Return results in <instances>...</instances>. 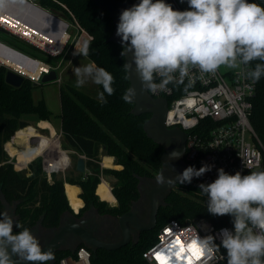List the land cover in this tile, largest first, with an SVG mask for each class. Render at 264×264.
Instances as JSON below:
<instances>
[{
  "label": "trees",
  "instance_id": "16d2710c",
  "mask_svg": "<svg viewBox=\"0 0 264 264\" xmlns=\"http://www.w3.org/2000/svg\"><path fill=\"white\" fill-rule=\"evenodd\" d=\"M132 1L134 0H120ZM264 6V0H250ZM42 7L55 12H72L78 21L87 29L91 38L86 56L92 64L102 67L114 77V94H105L106 103L99 97L103 91L98 85L97 94H92L74 85L60 87L61 126L63 131V147L73 148L88 158L100 159L102 155L114 156L120 169L107 168L104 174L113 175L112 191L118 203L112 205L100 198L97 193L101 182L100 169L95 168L90 175L78 173L77 177H66L54 174L49 182L43 170L42 159L38 158L29 164L26 170H17L10 163L5 144L21 131L27 132L29 122L22 119L26 113H36L41 120H50L53 112L46 100L36 102L33 89L38 86L30 79L16 88L6 82L7 67L0 66V211H4L3 194L10 204L17 205L18 223L30 230L41 221L46 228L60 225L62 215L70 212L83 215L94 207L101 215L120 217L134 208L141 198L140 179H153L163 169V145L150 138L146 131V123L151 114L135 115L134 104L125 102L122 97L130 87L128 71H125V57H121L122 46L109 41L115 25L108 11L101 10L93 0H40ZM2 32V31H0ZM0 39L13 48L44 61L34 48L18 37L2 32ZM59 57V56H57ZM62 57V55H61ZM258 61L253 62V66ZM251 122L260 138L264 141V77L258 82L257 94L253 100ZM22 128V129H20ZM28 129V130H27ZM26 130V131H25ZM23 137V135H22ZM22 139V138H21ZM19 162V160H18ZM19 167V164H17ZM76 170V169H75ZM264 171V167L263 170ZM79 185L82 188L80 198L85 202L79 213L71 206L65 183ZM67 185L70 196H76L80 189ZM199 183L182 184L183 189H174L166 199V205L159 209L157 227L142 232L137 243H130L118 250L108 251L100 248L92 250L93 264H149L143 252L154 244L158 230L171 219L187 222L194 217L208 218L217 227L232 224V217L213 216L207 210V197L200 193ZM185 186V187H184ZM196 189V190H192ZM21 229L15 228L14 232ZM85 245L84 243L80 246ZM79 246V247H80ZM72 250H61L56 264ZM46 264H50L46 262Z\"/></svg>",
  "mask_w": 264,
  "mask_h": 264
},
{
  "label": "clouds",
  "instance_id": "9594fccd",
  "mask_svg": "<svg viewBox=\"0 0 264 264\" xmlns=\"http://www.w3.org/2000/svg\"><path fill=\"white\" fill-rule=\"evenodd\" d=\"M8 3L0 0V10ZM187 4L188 8L181 11L165 0H139L121 11L116 30L121 38V57L129 53L132 56L123 66L125 71L134 66L142 88L153 94L164 91L170 83H182L193 69L202 78L216 75L223 67L238 70L253 83L259 82L264 77V6L250 0H187ZM89 46L85 42L74 54L87 56ZM254 61L258 62L253 66ZM74 75L77 87L88 79L102 86L99 97L104 103L105 94H114V77L102 67H75ZM156 77H160L159 82ZM136 95V90L130 88L122 99L131 102ZM181 155L174 150L168 159H179ZM212 168L208 164L199 169L189 166L175 179H165L160 171L155 183H191ZM198 188L207 197L211 215L233 218L232 230H220L219 245L213 236L192 238L202 254L208 256L222 247L227 264H264V171L229 174L219 168L213 182L200 183ZM14 227L22 228L7 209L0 211V264H46L55 259L53 250H42L40 240L29 228L14 232Z\"/></svg>",
  "mask_w": 264,
  "mask_h": 264
},
{
  "label": "built area",
  "instance_id": "2783aa9c",
  "mask_svg": "<svg viewBox=\"0 0 264 264\" xmlns=\"http://www.w3.org/2000/svg\"><path fill=\"white\" fill-rule=\"evenodd\" d=\"M23 2L45 11L60 23L54 21L43 23L37 17L30 16L23 3L9 0L7 7L0 10V27L35 45L43 52L53 56L65 55L64 53L70 50H80L91 38L90 33L72 12H55L46 9L41 6L40 0H23ZM165 2L170 3L174 9L183 11L178 0H165ZM136 3H139V0H134L132 5ZM4 21H8L16 28H11ZM58 36L64 39V44L60 48L55 42ZM34 38L47 46L38 45L33 41ZM46 64L47 69L37 80L34 79L35 81L39 82L43 74L53 69L58 72L61 66V63L56 66ZM58 76L55 82L61 83V74L58 73ZM156 80L159 82L160 77H156ZM257 87L258 82L253 83L245 79L238 74V70L221 68L216 75L206 74L201 78L198 70L193 69L190 77H185L182 83H170L164 91L151 93L154 97H164L168 100L166 126L170 129L180 128L186 133L187 167L194 166L199 169L204 164L213 165L210 172L198 179L193 178L191 183L213 182L217 178L219 168H223L229 174H235L237 171L248 174L249 171L263 170L264 141L251 122ZM47 136L50 142L45 149L48 150L34 157L25 166L19 165L20 167H17L18 155L10 152L8 144L11 143L22 151L27 144L36 146L39 137H31L28 143L19 148L13 136L5 144V150L9 155L8 161L13 163L17 170L23 171L34 160L41 158L47 179L52 182L54 174H65L71 168L73 164L71 153H75L77 157L85 156L86 159L97 160L88 158L76 149L64 148L62 130L55 132V135ZM57 141L58 151H55L53 146ZM101 165L103 169L100 184L107 183L112 194V185L103 172L108 165L102 162ZM75 211L79 212V210ZM225 228L232 230L233 225L217 227L205 217H194L184 223L171 219L158 230L156 241L143 252V257L149 264H227L226 251L222 247L208 256L203 255L196 245L190 250V246L195 244L192 238L196 235L201 239L213 236L216 238L215 243L219 245L220 230ZM58 264H93L92 249L86 245L80 246L74 250V253L62 257Z\"/></svg>",
  "mask_w": 264,
  "mask_h": 264
},
{
  "label": "water",
  "instance_id": "95a60500",
  "mask_svg": "<svg viewBox=\"0 0 264 264\" xmlns=\"http://www.w3.org/2000/svg\"><path fill=\"white\" fill-rule=\"evenodd\" d=\"M39 1V0H35ZM94 3L103 11H108L110 17L113 20L115 25V29L113 34L111 35L109 41H112L118 45H121V38L116 35L117 24L119 22V16L121 11L132 6V1H120V0H93ZM0 31L12 34L9 30L0 27ZM1 44L19 52L23 55L36 60L35 59L12 46L1 42ZM131 53H129L125 59L126 62L131 61ZM7 67L6 72V82L10 85L19 88L21 87L26 79H29V76H25L22 73L14 70L13 68L8 67L7 65L0 63V66ZM128 75L130 78V88H134L137 92V95L130 102L134 104V108L132 113L135 115L141 114H151V118L146 123V131L150 138L154 141L160 143L161 136H171L175 134L181 135L185 139L186 143V133L180 128L170 129L166 126V115L168 112V100L164 97H154L150 92H147L142 88L140 78L133 68L128 71ZM58 72L53 69L49 73H45L42 75L39 83L35 82V85L52 83L58 80ZM172 153L170 150H165L162 155V164L163 167L169 166V154ZM76 171L81 174H85L87 172L86 166V157L79 156L76 161ZM144 179H140L139 189L141 191V198L137 202L139 203L142 199V191L144 188L143 185ZM178 183V182H177ZM176 183V184H177ZM175 184V185H176ZM174 185V186H175ZM174 186L163 185L157 186L151 191V204H150V218L148 222H145L139 216L138 210L132 208L129 212L123 214L120 217H117L119 221L120 227L122 229V238L118 241H107L102 238H99L96 234L100 229L101 224L97 221V214L101 215L97 209L92 207L90 212H94L95 216L93 218L84 217L79 219L75 214L70 212H66L62 215L60 225L52 229V237L51 239L42 247V250L47 251L49 248L53 250V252L61 251V250H76L81 244H85L86 246L92 248V250L96 249H106L108 251L118 250L130 243H137L140 239L141 233L145 231H151L157 227L158 224V213L161 206L166 205V202H162L160 200V193L162 191H167L169 195L172 192ZM1 198L4 201L5 209L8 207L7 202L5 200V196L1 194ZM136 203V204H137ZM19 218V217H18ZM18 218L15 219L18 222ZM39 224H42L41 221L34 226L31 231L33 234H36L39 230ZM15 230V227H14ZM70 238H74L79 243L74 247H68V241ZM12 259L15 261L16 257L13 256ZM52 264L53 261H50ZM24 264H30V262H24Z\"/></svg>",
  "mask_w": 264,
  "mask_h": 264
},
{
  "label": "rangeland",
  "instance_id": "374dc122",
  "mask_svg": "<svg viewBox=\"0 0 264 264\" xmlns=\"http://www.w3.org/2000/svg\"><path fill=\"white\" fill-rule=\"evenodd\" d=\"M180 6L182 7L183 10H186L188 8V4H187V0H178ZM3 33L0 32V39H2ZM20 39V38H19ZM22 40V39H20ZM24 42H26L25 40H22ZM27 44H29L30 46H32L35 50L36 53H38V55H40L42 57L43 60H46L47 62H49V64L56 66L57 64L61 63V66L58 70V73L61 74V83H57V82H52V83H46V84H39L38 86H36L33 89V96L36 102H39V100L41 98H44L48 104V106L50 107V109L55 113V114H59L61 112V98H60V87L64 86L66 84H71L76 86V77L74 75V68L75 67H79V66H83V65H88V64H92V62L86 57V56H82V55H76L74 53H76L75 50H70L66 53H64L65 55H62L57 57V56H53L47 52H43L42 50H40L39 48H37L35 45L30 44L28 42H26ZM79 51V50H77ZM1 63V62H0ZM95 65V64H93ZM96 66V65H95ZM223 68V67H222ZM224 70H226V68H223ZM31 81H33L34 83L37 82L35 81L32 77L29 78ZM40 82V80H39ZM37 82V83H39ZM77 87V86H76ZM80 89L86 90L92 94H97V88L98 85L95 84L91 79H88L87 82L82 86V87H78ZM55 119H53L54 125L58 126L60 125L61 120L57 119V116L54 117ZM22 119L29 121V126L26 127H38L37 122L39 121V116L36 113H26L22 116ZM42 126H48L47 123H41ZM40 127V126H39ZM41 128V127H40ZM21 129V128H20ZM19 130V129H18ZM28 130V129H27ZM30 130V129H29ZM28 130V131H29ZM57 130V129H56ZM26 131V130H25ZM17 132L15 133L14 136L17 135ZM24 131H21L19 133V136L21 137ZM53 135H55V131H53ZM21 140V139H20ZM19 140V142H20ZM18 142V143H19ZM10 144V143H9ZM62 145H63V137H62ZM15 146H9V150L12 149ZM25 147V146H24ZM33 148V147H32ZM30 157H33L35 155L34 152H28ZM71 157H72V166L70 168V171H67L69 176H74L77 177L78 176V172L74 169V163L76 161V159L78 158L75 153H71ZM20 156H18V160H20ZM19 163V162H18ZM61 174V173H60ZM101 175V171L99 173ZM60 177V176H59ZM79 186V185H78ZM185 187V186H184ZM178 189H183V186H178L175 188V190L177 191ZM192 190H196V189H192ZM79 194V193H78ZM78 194L76 196H70L67 190V195L70 201L71 206L75 209V210H80V208L83 206H85V202H83L79 197ZM102 194V193H101ZM103 195V194H102ZM104 196V195H103ZM111 195H106V197H109ZM105 197V196H104ZM113 197V196H112ZM6 200V198H5ZM74 200V201H73ZM77 200V201H76ZM73 201V202H72ZM4 202V201H3ZM7 202V210L9 207L13 206V204L8 203ZM78 202V203H77ZM84 203V205H83ZM109 203V202H108ZM112 204V203H110Z\"/></svg>",
  "mask_w": 264,
  "mask_h": 264
},
{
  "label": "flooded vegetation",
  "instance_id": "af4514ba",
  "mask_svg": "<svg viewBox=\"0 0 264 264\" xmlns=\"http://www.w3.org/2000/svg\"><path fill=\"white\" fill-rule=\"evenodd\" d=\"M160 143L163 145L165 150H170L171 152H173L174 150H177L182 153L179 159L169 160V166L165 168L163 167V169L161 170L163 171V175L165 179H168V178L175 179L177 175L181 174L183 170L187 168V162H186L187 150H186L185 139L179 134H175L171 136H161ZM143 185H144V188L142 191L143 197L141 201L137 203L134 207L136 210H138V213L141 219L145 222H148L150 218L151 191L158 185H156L155 183V178L144 179ZM180 185L182 184L177 183L173 187L172 191ZM168 196L169 195L167 194L166 190L162 191L159 195L160 200L162 202H166V199ZM8 211H9V215H11L15 221V219L18 218L16 214L17 205L13 204V206L8 208ZM76 213H79V212H76ZM76 216L79 219L84 218V217L93 218L95 214L94 212L93 213L90 212V209H88L86 212L83 213V215H80V216L76 215ZM96 216H97V221L101 224L100 229L96 234L99 238H102L107 241H112V242L118 241L122 238V229L120 227L119 221L117 220V217L110 216V215H99V214H97ZM38 230L39 231L34 235L40 240V243L43 247L51 239L52 229L46 228L42 224H39ZM78 243L79 242L75 240L74 238H70L67 246L74 247ZM54 255H55V259L52 261L54 264H56L59 251L54 252ZM48 262L52 264L50 261Z\"/></svg>",
  "mask_w": 264,
  "mask_h": 264
},
{
  "label": "bare ground",
  "instance_id": "6f19581e",
  "mask_svg": "<svg viewBox=\"0 0 264 264\" xmlns=\"http://www.w3.org/2000/svg\"><path fill=\"white\" fill-rule=\"evenodd\" d=\"M23 5L26 8V10L29 12L30 16L37 17V19L42 21L43 23H48V22H53V21L58 23V24L60 23L53 16H51L50 14L46 13L45 11H43V10H41L39 8H36V7L26 3V2H23ZM10 19L14 20L13 18H10ZM4 22L7 23L8 25H10L8 23V21H4ZM10 26H11V28H13V27L16 28L13 25H10ZM33 41L35 43H37L38 45H41L42 47L47 46V45L42 44L36 38H34ZM55 42L58 45V48H60L64 44V39H63V37L58 36V38H57V40ZM48 49H50V47H48ZM0 62L5 64V65H7L10 68H13L16 71L22 73L23 75L32 77L33 79H36V80L40 77V75L48 67L45 62L33 60V59L23 55L22 53H19V52L13 50V49L1 44V43H0ZM40 136H43L46 141L45 142H41L38 139V144L36 146H32V145L27 144L25 146L26 147L25 149H23L22 151L17 153V155L21 157L20 160H19V165L25 166V164L28 163L29 161H31L34 157H36L37 155L41 154L45 150H48V148L45 149V147L50 142V138L47 135L41 134L36 129H32V130H29V131L24 133L21 141L18 143L20 145L21 144L25 145L26 142L28 143V140L31 137H40ZM15 138H16V136H14V142H15ZM58 143L59 142L57 141L55 143V145L53 146L55 151H58V149H57L58 148ZM9 146H13V145L10 143V144H8V147ZM50 150H51V148H50ZM15 151H19V150L16 147H13V149H10L11 153H14ZM28 152H34L35 155L33 157H30ZM106 164L110 165V163H107V162H106ZM108 190H110V187H109V185L107 183L104 182V183H102L100 185L99 192L102 193L105 197H106L105 193H107ZM110 192H111V190H110ZM107 198L113 199L112 196L107 197Z\"/></svg>",
  "mask_w": 264,
  "mask_h": 264
},
{
  "label": "crops",
  "instance_id": "0c3cea01",
  "mask_svg": "<svg viewBox=\"0 0 264 264\" xmlns=\"http://www.w3.org/2000/svg\"><path fill=\"white\" fill-rule=\"evenodd\" d=\"M47 103V102H46ZM48 105V104H47ZM49 107V106H48ZM49 109H50V107H49ZM51 110V109H50ZM52 111V110H51ZM53 112V111H52ZM59 114L57 113V114H55L54 112H53V114H52V117H51V119L50 120H41V119H39V121L37 122V124H38V127L37 126H35V127H30L29 129L30 130H32V129H36L38 132H40V133H42V134H44V135H52L53 134V131H55V132H59L60 130H62V122H60V125L58 126V128H57V126L56 125H54V122H53V119H55L54 117L55 116H57V119H59V120H61V118L58 116ZM29 122V121H28ZM30 123V122H29ZM41 123H47L48 124V126H42L41 125ZM29 126V125H28ZM41 128H40V127ZM24 128H27V127H24ZM22 129V128H21ZM57 129V130H56ZM22 138V136L20 137V139ZM19 139V140H20ZM19 140H18V142H19ZM39 140L41 141V142H45L46 140L44 139V137L43 136H40L39 137ZM21 141V140H20ZM18 142H17V144H18ZM18 146H19V148L22 146V144L20 145V144H18ZM13 149V148H12ZM21 150H19V151H15L14 153H12L13 155H15V154H17V153H19ZM76 161H77V159H76ZM76 161H75V163H74V169H76ZM101 162L102 163H105L106 164V162L107 163H110V165H108V166H106V168H117V169H120L122 166L121 165H118V164H116V161H115V157L114 156H109V155H102L101 156V158L100 159H97V160H89V159H86V166H87V172L88 173H93V171H94V169L95 168H98L99 167V169H100V171H102V169H103V167H102V165H101ZM67 171H70V169L69 170H67ZM67 173L68 172H66L65 174H63V173H61V174H58L59 176H63V177H66V175H67ZM102 173V172H101ZM104 176L106 177V179H107V181L108 182H110V184L112 185V183H114L117 179H116V177H114L113 175H109V174H104ZM68 184H71V183H68V182H66L65 183V188H66V191L68 190L67 189V185ZM71 185H73V186H77V187H79V189H80V191H79V194H78V197L80 198V193L82 192V188L80 187V186H78V185H75V184H71ZM101 185V184H100ZM100 185L98 186V188H97V193H98V195L100 196V198L101 199H103V200H105V201H107V202H109V203H112V205H116L117 203H118V201H117V198L115 197V195L112 193L111 194V192H110V190H108L107 191V193H105L106 195H111V196H113V199H110V198H107V197H104L100 192H99V189H100ZM110 197V196H109ZM81 200H82V198H80ZM83 201V200H82ZM84 202V201H83ZM83 205H84V203H83ZM83 207V206H82ZM81 207V208H82Z\"/></svg>",
  "mask_w": 264,
  "mask_h": 264
},
{
  "label": "snow or ice",
  "instance_id": "6c2138e0",
  "mask_svg": "<svg viewBox=\"0 0 264 264\" xmlns=\"http://www.w3.org/2000/svg\"><path fill=\"white\" fill-rule=\"evenodd\" d=\"M195 247V244H193L192 246H190V250L192 249V248H194Z\"/></svg>",
  "mask_w": 264,
  "mask_h": 264
}]
</instances>
